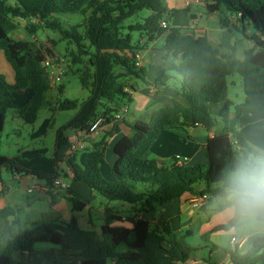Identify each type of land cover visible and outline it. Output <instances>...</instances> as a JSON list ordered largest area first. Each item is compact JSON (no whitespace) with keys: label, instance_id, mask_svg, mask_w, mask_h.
Returning a JSON list of instances; mask_svg holds the SVG:
<instances>
[{"label":"trees","instance_id":"16d2710c","mask_svg":"<svg viewBox=\"0 0 264 264\" xmlns=\"http://www.w3.org/2000/svg\"><path fill=\"white\" fill-rule=\"evenodd\" d=\"M208 12L222 14L221 25L240 31L252 46L243 59L230 53H221L205 35L188 33L179 27H162L164 15H173L162 0H0V49L14 72L9 84L0 74V132L9 109H16L23 122L31 124L38 111L46 105V93L51 82L41 66L43 53L32 49L30 42L15 39L11 32L17 27L16 18H36L40 27L56 30L63 42L73 44L68 57L78 65L83 87L92 91L94 82V58L103 59L99 85L94 93L89 114L66 127L78 128L93 117L107 115L114 109L108 102L127 97L126 86L130 78H139L155 91H173L162 105L151 111L146 120L129 124L130 134L120 138L113 148L115 162L109 168V179L101 174L100 164L106 148L105 137L93 143L91 149L73 155L67 167L75 182L84 184L109 201L132 205L124 218L114 216L105 208V216L99 232L79 227L76 217L56 223H40L31 228L12 232L13 221L9 207L0 209V264H27L13 257L20 251H33L35 243H48L57 252L46 254L53 264H178L187 261L197 246L185 240L187 233L179 234L166 220L154 223L143 218L144 214L157 212L167 202L185 195L219 196V183L234 168L240 157H246L254 149L243 134L235 130L238 119L247 113H256L264 119V0H204ZM148 9L150 14L142 22L123 25L133 13ZM82 16L77 24L64 25L69 16ZM235 17L232 26L230 17ZM39 26H32V33ZM252 33H245L247 28ZM140 32L133 42V32ZM167 34L164 50L171 60L160 65L139 68L135 65V53ZM140 39H144L141 44ZM66 43V44H67ZM48 54H51L49 51ZM115 68L124 72L116 71ZM238 74L242 78L244 100L234 106V116L229 118L233 102L229 99L227 77ZM63 86L58 88L62 92ZM30 90L32 95L23 107L11 104L12 93ZM154 91V92H155ZM143 92H146L145 90ZM168 95V93H166ZM107 102L106 109H96L98 101ZM76 100L59 101V110L75 109ZM222 123L219 133L212 135L204 145V161L192 165L177 164L176 157L168 165L145 157L153 142L168 128L201 126L211 131ZM115 132L119 129L114 126ZM234 140L236 143H234ZM68 138L58 129L55 148H66ZM19 156L0 154V180L4 170L11 173L27 172L42 178L50 185L58 173L47 174L30 171L20 165ZM202 182V185H195ZM72 211H82L89 200L69 188ZM114 221H126L129 226L114 225ZM233 221L214 227L209 233L225 230ZM264 248V235L254 238L251 248L240 253L237 246L229 250L232 264H249L253 254Z\"/></svg>","mask_w":264,"mask_h":264},{"label":"crops","instance_id":"0c3cea01","mask_svg":"<svg viewBox=\"0 0 264 264\" xmlns=\"http://www.w3.org/2000/svg\"><path fill=\"white\" fill-rule=\"evenodd\" d=\"M166 8L175 11L172 15L173 21L169 25L165 19H162L167 27H179L188 33H194L196 35H205L208 40L219 49L221 53H230L232 49H237L235 44V32L234 28H227L221 25L220 18L222 14L220 12L210 13L206 9V3L204 0H165ZM205 14L204 16H202ZM231 25L235 24V17L230 18ZM165 26V27H166ZM167 32L149 43L144 50H141V58L139 68H147L150 65H160L171 60V56L167 54L164 50L165 40L167 38ZM248 40V39H247ZM144 39H140L142 44ZM239 59V58H238ZM104 61L100 57L94 58V76L98 78L95 82V88L92 96L83 102L80 107L78 102L76 106L77 112L71 118V120L66 125H72L82 119H84L90 112L93 105L94 97L93 94L96 91V87L99 85L101 73L103 69ZM12 68V67H11ZM13 70V69H12ZM116 71L124 72L115 68ZM14 78V72H13ZM14 81V80H13ZM131 86H126L124 92L127 93V97L123 98L122 102H118L115 99L113 102H102L98 101L96 104L97 111L106 109L105 104L107 103L109 107L114 110L107 115L110 120L103 126V131H99L93 135H90L88 139L85 140L83 145L80 147L83 150L91 149L92 144L100 141L104 138V132L109 131L112 127H117L119 132H114L105 137L106 148L104 152L103 160L100 164V169L103 163L107 166V171L109 174V168L115 162V156H108V149L114 148L115 144L111 145L112 136L116 133H123V135L130 134L129 124L136 120H146L149 118L151 111L155 110L158 106L162 105L166 98L174 95L173 91H156L155 96L146 95L143 93V89L147 86L139 78H130ZM63 86V85H62ZM64 90V87L62 88ZM21 90L17 95L21 96L20 101L23 105L29 102L31 98V93L26 91L22 94ZM168 93V95L166 94ZM159 96V97H157ZM165 96V98H164ZM20 103V102H19ZM17 107V106H15ZM18 108V107H17ZM49 108V107H48ZM50 110V109H49ZM11 116L12 122L20 126L22 125V119L18 114L17 110ZM258 115V114H257ZM119 116V117H118ZM234 113H229V118H232ZM50 120V118H49ZM50 122V121H49ZM48 118H45L38 132H32L28 134V141L31 144L18 143L22 138L20 134L17 137V142L14 143L16 146V154L21 159L20 165L26 170L39 171L47 174H53L62 169L63 172H68V186L72 188L76 193L80 194L79 198L89 200V203L82 211H72L71 204L69 202L70 195L68 193H62L59 191L50 190L44 179L39 178L34 174L27 172H15L10 173L9 177L4 179L3 172L1 174L0 180V209L9 207L12 210V214L9 216V220L13 221L12 232L16 233L19 229L31 228L36 224L40 223H56L59 221L66 222L72 216L76 217L77 223L80 228L84 230H93V221L87 214L86 221H82L81 214L84 210L93 209L98 213L97 225L98 229L104 221V210L105 208L110 209L111 207L97 206L94 208L91 203L97 200L99 195L96 192H91L84 184H73L72 173L68 169L67 164L63 158L64 152L58 153V150H54L48 153V149L44 147L33 148V140L37 139V136H41V133L45 132ZM252 123V127L258 124L260 121L258 117L252 115V113H247L241 116L236 125L235 130L243 134L244 139L247 143L252 141L249 134L252 128H248L249 124ZM43 132H42V127ZM222 123H218L211 131L205 130L203 127L197 125L188 128H168L161 132L159 137L153 142L149 150L146 152L145 157L149 159H154L157 163H164L167 157L173 159L177 157L182 160L184 164L187 162H192L194 160L204 161V145L206 140L214 134H217L222 129ZM218 127V128H216ZM75 129L72 128L69 134L68 141H70L75 134ZM58 131V130H57ZM56 131V134H57ZM123 137V136H122ZM121 137V138H122ZM56 140V137H55ZM36 142V140H35ZM38 144V143H37ZM249 145H253L254 149L264 147L256 142H250ZM109 146V148H108ZM12 156V155H10ZM239 161V160H238ZM62 166V167H61ZM106 171V172H107ZM80 183V182H75ZM211 199L208 200L207 206L197 209L194 207V201L198 197L195 196H183L181 198L174 199L170 202L162 205L157 212L144 214L143 218L149 220L150 222H155L156 220H166L171 225V228L180 234L187 233L188 237L192 235V230L190 228H183L182 225L184 219L187 218L188 221L194 222L198 227V235L200 236V242L198 244H193L197 246L189 259L195 261L194 264H232L230 259L229 250L237 246L240 253L247 252L253 243L254 238L264 235L262 231L256 230H241L243 234H236L234 229L238 228L233 223L232 226L225 230H230V237L228 240V248L223 249V255H218L217 246L208 239L207 235L214 227L226 224L230 220L225 217L222 210V205L219 204V196H210ZM103 205V204H99ZM123 209H110L111 212L124 211V217L127 216L132 210V205L128 203H120ZM160 210V211H159ZM102 216V218H101ZM123 217V218H124ZM153 220V221H152ZM114 225L129 226L126 221H114ZM178 227V228H177ZM95 231V230H94ZM221 231V230H220ZM99 232V230H98ZM218 232V231H215ZM186 236V237H187ZM235 236L238 242L232 244L230 238ZM41 243H35L32 252L27 254H22L20 251L13 253V257L17 260L23 261L27 264H36V261H40V258L46 257L47 253L57 252V247L51 244L44 245L36 249V246ZM191 244V243H190ZM214 258V259H213ZM46 259V258H45ZM43 261V259H42ZM41 261V262H42ZM42 264H47L42 262ZM107 264H115L114 259H108ZM181 264V263H178ZM249 264H264V248L260 249L258 252L253 254L249 260Z\"/></svg>","mask_w":264,"mask_h":264},{"label":"rangeland","instance_id":"374dc122","mask_svg":"<svg viewBox=\"0 0 264 264\" xmlns=\"http://www.w3.org/2000/svg\"><path fill=\"white\" fill-rule=\"evenodd\" d=\"M163 4L166 6V1L162 0ZM150 14V11L148 9H141L132 15L128 16L124 22L123 25L126 26L128 24H133L136 22H142L145 17H147ZM203 14L202 16H204ZM164 19L167 21V23L170 25L173 21L172 15H164ZM82 20V16L78 15H72L69 16L67 19H63L64 25H69V24H77ZM15 22L17 23V27L14 31L11 32V36L15 39H22L25 41L30 42V45L32 49L36 52H40L41 54H46L48 51L53 54L54 56H57L59 58V64L61 65V68L65 69V72H63V77L61 81L58 83L55 81H52L51 79V88L47 91L46 93V99L47 103L41 109L38 111L36 120L31 123L27 124L23 122L22 120V125L17 126L15 125L11 120V116L15 113L16 109L12 108L9 109L7 112V117L3 126V130L0 132V154L6 155V156H15L16 154V146L14 143H16L17 137L20 134L21 140L18 143H25V144H31V142L28 141V134L32 132H38L39 128L41 127L43 121L45 118H48L47 127L45 132H43L42 127V132L41 136H37L36 142L33 140V144L31 147L33 148H40L44 147L48 149V153L52 152L54 150V143H55V137H56V131L58 129H61L62 134L64 137H68L69 134L71 133L72 127H66V124L71 120V118L75 115L77 112L76 109H69V110H59L58 109V103L59 101H63L64 99H69V100H76L79 104L78 107L83 102H86L87 99L92 96V93L88 88H85L82 86L80 83L79 75L75 72L78 65H73L71 63L70 58L68 57V51L73 48V44H69L66 41L63 42L61 40L60 34L56 30L52 29H47L44 27H40L42 24L41 22L36 19V18H28V19H23V18H16ZM236 25V22L235 24ZM32 26H39L36 29V32L32 33L30 30H32ZM247 28V27H246ZM235 32V44L237 49H235V56L239 59L244 58V53L247 49H249L253 44L251 41L247 40L245 36L240 32V31H234ZM139 33L140 32H133V42L138 40L139 38ZM245 33L247 35H250L252 31L250 28H247ZM67 43V44H66ZM0 74L3 75L5 78V81L9 84L13 83V70L10 66V64L6 61L3 51L0 49ZM98 78L94 76V82H96ZM61 85H63L64 90H62L61 93L58 92V88H61ZM227 85H228V90L227 94L229 99L233 102V105L230 108V112L233 114L234 113V106L236 104L241 103L244 100V91H243V86H242V78L238 74H232L227 77ZM95 87L92 88V91ZM144 94L146 95H152V97L155 96L156 91H150L149 86L147 85L143 91ZM26 91L30 90H25L22 91L21 93L24 94ZM20 95V94H19ZM17 95V93H12V98L10 99V102L13 106L17 107H23V103L20 101V97ZM32 95V93H31ZM94 96V94H93ZM159 97V96H157ZM123 98L118 99V102H122ZM165 98V96H164ZM30 100V99H29ZM20 102V103H19ZM102 102V101H100ZM165 102V101H164ZM49 107V108H48ZM112 108V107H111ZM50 109V110H49ZM252 115H255L258 117V120L260 121L258 124L254 125L252 127L251 122L248 126V128H252L251 133L249 134V137L253 142L259 143L260 145L264 146V119L261 118L259 115L256 113H252ZM50 118V120H49ZM218 128V127H216ZM99 131H103V128H101ZM98 131V132H99ZM114 127H112L111 130L104 132V137L114 133ZM123 133H116L112 136L111 140V145L115 144L116 140L121 138ZM252 141H249L252 142ZM38 143V144H37ZM248 143V144H249ZM251 146V145H250ZM253 146V145H252ZM251 146V147H252ZM109 148V146H108ZM253 148V147H252ZM254 149V148H253ZM66 148H61L58 149V153L65 152ZM81 152H83V149L79 148L75 151L74 155L75 157H78ZM112 153V154H111ZM113 155V149L110 147L108 149V156ZM242 157H240L241 159ZM239 159V160H240ZM172 162V158L167 157L166 160L164 161L165 165H168ZM203 161L199 160H194L192 162H187L186 165H192L196 163H201ZM62 167V166H61ZM107 171V166L105 163H103V166L101 167V174L104 179H109L110 175L108 174ZM11 172L9 170H4L3 172V178L6 179L9 177V174ZM59 175L58 177L62 179L64 183V187H61L59 192L62 193H67L69 186H68V172H63L62 169H59L57 172ZM73 184H82V183H75ZM202 185V182L197 183L195 186L199 187ZM198 198L201 199V204L194 206L197 209H200L202 207L207 206L208 200L211 199L209 195L204 194V195H198ZM103 205H99V204ZM120 201H109L105 199L102 196H98L97 200H94L91 203V206L94 208H97V206H106L111 207L110 209H123V207L120 206ZM209 204V203H208ZM133 209V208H132ZM116 212V210H114ZM160 211V210H159ZM115 212H111L114 216H120L124 217V211L118 212V214H115ZM106 211L104 210V216H105ZM117 213V212H116ZM87 214H89L90 218L94 222L92 225L93 230L98 232V225H97V220H98V213L97 211L93 210L92 208L89 210H84L83 213L81 214L82 216V221H86ZM102 218V216H101ZM153 221V220H152ZM190 228L192 230V235L190 237H186L185 240L191 244H198L200 242V236L198 235V227L197 224L191 221H188L187 218L184 219L183 225H182V230L183 228ZM178 228V227H177ZM230 230H221L218 232H211L207 235L208 239L211 240L213 244H215L218 248V255H223V249L228 248V240L230 237ZM236 234H243L241 229L235 228L234 229ZM180 234V233H179ZM44 245H48L46 243H41L36 246V249L43 247ZM46 258V257H45ZM43 257L40 258V261H36V264H42V262H45L47 264H53L50 260L47 258L45 259ZM43 259V261H42ZM214 259V258H213ZM42 261V262H41Z\"/></svg>","mask_w":264,"mask_h":264},{"label":"clouds","instance_id":"9594fccd","mask_svg":"<svg viewBox=\"0 0 264 264\" xmlns=\"http://www.w3.org/2000/svg\"><path fill=\"white\" fill-rule=\"evenodd\" d=\"M219 188L227 219L241 230L264 232V147L241 158Z\"/></svg>","mask_w":264,"mask_h":264},{"label":"built area","instance_id":"2783aa9c","mask_svg":"<svg viewBox=\"0 0 264 264\" xmlns=\"http://www.w3.org/2000/svg\"><path fill=\"white\" fill-rule=\"evenodd\" d=\"M160 25L162 27L166 26V23L162 20L160 22ZM141 58V52L135 53V65H139V61ZM41 66L46 71L47 77L49 78L50 82L56 81L57 83L61 81L63 77V72H65L64 68H61V65L59 64V58L57 56H54L53 54H44L42 56L41 60ZM150 91H155V88L153 86L149 87ZM119 117V116H118ZM105 125V117L102 115H98L96 117H93L87 124H85L82 127H78L75 129V134L73 135L72 139L68 142V145L66 147V150L63 154V158L65 160V163L67 164V161L74 155L75 151L79 149L86 139L89 138L90 135H93L97 133L103 126ZM234 143L236 141L234 140ZM177 164L181 165L183 162L177 157ZM48 188L53 191H59L61 187H64V183L62 179L59 177L54 178L50 185H48ZM202 198H197L194 201V206L201 204ZM230 242L232 244H235L238 242V239L235 236H232L230 238ZM195 261L192 259H188L184 263L181 264H194Z\"/></svg>","mask_w":264,"mask_h":264}]
</instances>
